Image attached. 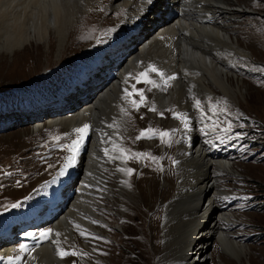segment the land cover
I'll return each instance as SVG.
<instances>
[{
  "label": "rangeland",
  "instance_id": "obj_1",
  "mask_svg": "<svg viewBox=\"0 0 264 264\" xmlns=\"http://www.w3.org/2000/svg\"><path fill=\"white\" fill-rule=\"evenodd\" d=\"M116 1H101V6L96 4L95 8L88 9L80 17L74 24L67 50L61 59L56 57V40L51 47L42 42L39 46L17 49V52L0 56V234L17 222L20 229L26 226L37 227L36 218L50 207L48 201L41 200V196L55 198V189L70 178L69 157L74 154L71 145L79 134L72 135L63 124L45 126L46 128L36 131L32 128V122L38 116L43 117L47 108L55 116L57 109L61 107V98L52 96L56 93L55 87L57 86L58 91L60 86L67 90L66 82L74 81L113 43L116 36H121L125 30L130 29L129 24H124L131 21L126 9L113 10ZM141 1L133 0L135 12L138 6L140 8ZM245 2L251 4L249 8L252 10L248 9L247 12L249 15L238 14L230 19L229 25L232 35L238 36L241 43H247L252 53H249L250 59L227 56L232 59L228 65L233 73L232 77L243 80L246 83L245 90H236L238 97L235 100L213 95L208 101L202 97L191 102L199 142L210 157L228 158L236 165L233 166L235 171L227 172L231 174L222 175L220 182L227 192L225 195L219 194L215 199L219 211L236 215L231 216V224L224 223L223 226L233 231L229 234L234 239L250 247L243 264H264V0ZM242 7L244 6L238 8ZM141 72L143 71L139 73ZM139 73L133 76L132 86L144 91L147 103L138 111L130 104L126 115L128 122H133V129L125 134L120 145L130 152L149 153L158 159H128L124 168L134 171L131 175L124 172L123 180L126 183L119 185L118 174L115 173L114 166H111L116 165L115 160L104 155L111 165L104 160L102 162L112 172L107 176L111 181L109 178L106 183L108 188L104 192L102 186H94L96 192L105 195L104 199L99 200L102 196L97 194L95 198L98 200H94L98 208L94 215L101 221L95 218L97 223L93 224L101 226L99 231L80 227L75 233L80 240L78 242L76 239L79 246L62 244L61 252L77 253L60 255L67 260L66 264H174L175 261L185 259L180 248L183 239L180 243L177 242L181 237L182 227L177 225L173 237L166 242L162 230L165 214L161 210L163 207L160 208L159 205L165 179L170 181V192L181 180L175 161L177 154L182 153V150L179 151L180 146L178 147L182 142L180 125L176 123V127H170L159 121L165 118L167 122L176 120L173 112H182L176 108L168 109L166 113L163 112V116L158 113L159 120L155 119V112L149 111L153 106L152 86L137 83ZM149 76L153 79L152 73ZM171 83L168 81L165 85L162 82L161 87L168 89ZM216 91L220 93L217 88ZM129 99L139 100V97L132 96ZM197 100L200 101L199 108L195 104ZM75 104L74 101L71 103ZM151 114H154L153 119L150 118ZM178 121L183 123L179 119ZM149 127L169 131V142L161 143L158 137L150 140L135 139L141 130ZM103 134L107 141V133ZM182 143L187 146L185 142ZM97 150L101 155L105 153L101 141L97 144ZM116 168L118 170L121 167ZM113 181L130 191L132 187L142 190V193L139 191L142 194L139 202L132 201L133 190L131 195L125 197L123 215L118 213L119 205H113V202L107 200L109 183ZM62 212L63 210L59 214ZM2 214H7V218ZM88 214L92 215L91 212ZM51 221L47 219L42 224L44 228L38 229V238L32 230L21 232L16 240L10 238L6 243L16 245V250L8 257L0 256V264H22L33 243L41 244L51 239L54 231ZM49 229L52 231L48 238H42L40 233ZM81 232L85 235L82 236ZM174 243V247L178 248L171 251L167 259L160 261L163 249ZM21 244L27 245V251H20ZM88 244L91 249H88ZM17 256L20 259H16ZM204 264L242 263L229 255L218 239H213L208 243Z\"/></svg>",
  "mask_w": 264,
  "mask_h": 264
},
{
  "label": "bare ground",
  "instance_id": "obj_2",
  "mask_svg": "<svg viewBox=\"0 0 264 264\" xmlns=\"http://www.w3.org/2000/svg\"><path fill=\"white\" fill-rule=\"evenodd\" d=\"M101 1L104 0H0V56L17 52V49L39 46L42 42L51 47L56 40V57L61 59L67 50L74 24L88 9L95 8L96 4L101 6ZM133 5V0L116 1L112 9H126L131 21L124 24H129L130 29L116 36L113 43L74 81L66 82L67 90L60 86L58 91L55 87L56 93L52 96L61 98V107L55 116L47 108L43 117L38 116L32 122V128L36 131L55 124H63L72 135H75L76 128L84 124L90 125V129L73 155L70 169L72 178L55 189V198L43 199L49 202L50 212H45L38 221L51 216L58 218L53 224L51 239L41 246L31 245L22 264H66L67 260L58 255L62 244L79 246L76 231L80 227L99 231L101 224L94 226L92 222L95 218L101 221L94 215L98 212L94 200H98L95 198L97 194L102 196L99 200L104 199L105 195L96 192L94 186H102L104 192L110 178L107 176L112 170L102 162L108 163L105 153L101 155L97 150V144L101 141L104 149H108L107 156L115 160L116 165L108 164L114 166L119 185L124 184V172L116 167L124 168L126 161L115 158L120 153L114 151L113 146H121L125 134L133 129V122H128L126 115L131 103L125 90H132L133 76L144 71L148 65L162 71L165 78L176 77L170 80L171 86L165 89L161 87L163 80L160 76L152 73L159 85L152 87V103L157 109L155 119L159 120L158 113H166L172 108L180 110L187 117V128L184 123L182 126L185 135L188 134V146L180 141L178 147L182 153L177 154L175 166L181 180L173 184L174 190L170 192V181L165 179L159 204L165 214L162 223L165 241L173 237L177 225L182 227L177 242L183 239L180 248L185 259L174 264H204L208 243L213 239H218L229 255L242 264L250 251L249 246L229 234L233 231L223 226L224 223L231 224V216L236 215L219 211L215 202L216 196L227 192L221 179L231 174L228 171H235L233 166L236 165L228 158L210 157L199 143L191 101L202 97L208 101L213 95L235 100L238 97L235 91L245 90L246 83L232 77L233 73L228 68L232 59L227 56L250 59L252 50L247 43H241L238 36L232 35L229 21L238 14L249 15L247 12L248 9L252 10L249 8L251 4H246L245 0H142L136 12ZM240 6L244 7L238 8ZM73 101L75 105H71ZM150 118L153 119L154 114ZM159 122L167 123L170 127L176 124L175 120L167 122L166 118ZM103 132L107 133V141ZM79 180L81 182L77 184ZM113 182L109 183L106 198L113 205H119L118 213L123 215L125 197L131 195L133 190L132 201L139 202L142 195L139 191L142 190L132 187L130 191ZM62 210L61 216H58ZM89 212L91 216H88ZM4 236L5 233L2 238ZM174 245L176 243L163 249L160 261L167 259L169 253L178 248ZM87 247L92 248L89 244ZM13 252L12 244H4L0 256L8 257Z\"/></svg>",
  "mask_w": 264,
  "mask_h": 264
},
{
  "label": "snow or ice",
  "instance_id": "obj_3",
  "mask_svg": "<svg viewBox=\"0 0 264 264\" xmlns=\"http://www.w3.org/2000/svg\"><path fill=\"white\" fill-rule=\"evenodd\" d=\"M149 2H151V0H149ZM149 73H156L158 76H160L161 80L164 81V84L167 85L168 81L170 80H174L176 79V77L173 76H168L167 78H165V75L162 71H160L159 69H157L154 65H148V67L141 73L138 74L137 77V83H144L147 85H151L152 87H159V85L156 83L155 80L151 79L149 76ZM151 90V89H149ZM126 95L128 97H132V96H138L139 100L136 99H131L130 103L134 106L135 110H139V108L143 105H145L147 103V98L144 95V91L142 89H136L135 86H132V92H128L127 89L125 90ZM196 107L199 108L200 107V101L197 100L195 102ZM149 111L152 112H156L157 109L155 107V105L153 104L152 107L149 108ZM161 116H163V113H159ZM173 118L174 119H179L184 123V127L187 128V117L183 114V113H176L173 112ZM109 127H112V125H108ZM229 127H231V125H229ZM90 129V125L88 124H84L82 127L80 128H76L74 131L79 134L78 139L74 140L72 142L71 145V150L73 151V153L77 152L79 150L80 144L81 142L85 139V137L88 134V130ZM173 132L175 131L172 130ZM171 133L169 131H161V130H157V129H153L151 127L141 130L139 135L135 137L136 140H140V139H153L154 137H158L160 139L161 143H168L169 142V138H170ZM58 139V138H57ZM113 150L114 151H118L120 153L119 156L115 157L116 159H123L125 161H127L128 159H141V158H148L151 159L153 161L157 160V157L151 156L149 153H139V152H130V150L124 149L123 147L119 146V145H115L113 146ZM105 155H108V149L105 148L104 149ZM74 161V156L69 157V164H71ZM121 172H125L127 175H131L133 173V169L131 168H121L118 169ZM63 174V173H61ZM126 183V182H125ZM13 207H16V205H13ZM93 223H97L96 221H92ZM77 227H79L77 225ZM51 229L47 230V232H43L40 233V236L42 238H48V236L51 234ZM31 235V234H28ZM57 235H59L57 233ZM81 235L84 236L85 233L81 232ZM20 251L24 252L27 251V245L25 244H21L19 246ZM76 252H59L58 251V255L61 256H66V255H76ZM84 255H87V253H84ZM11 259V257L9 258ZM16 259H20L19 256L16 257Z\"/></svg>",
  "mask_w": 264,
  "mask_h": 264
}]
</instances>
